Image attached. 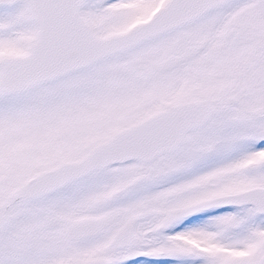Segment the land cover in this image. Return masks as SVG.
Masks as SVG:
<instances>
[{"label":"snow or ice","instance_id":"snow-or-ice-1","mask_svg":"<svg viewBox=\"0 0 264 264\" xmlns=\"http://www.w3.org/2000/svg\"><path fill=\"white\" fill-rule=\"evenodd\" d=\"M0 264H264V0H0Z\"/></svg>","mask_w":264,"mask_h":264}]
</instances>
